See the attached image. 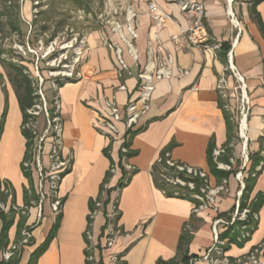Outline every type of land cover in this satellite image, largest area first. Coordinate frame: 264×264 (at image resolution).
Wrapping results in <instances>:
<instances>
[{"label": "crops", "instance_id": "0c3cea01", "mask_svg": "<svg viewBox=\"0 0 264 264\" xmlns=\"http://www.w3.org/2000/svg\"><path fill=\"white\" fill-rule=\"evenodd\" d=\"M155 2L159 10L169 16L161 29H156L148 15V3ZM255 0H232L230 9L240 23L236 36L227 15V0H201L204 7V23L211 39L221 45H228L233 65L243 77L251 100L252 110L248 121L250 153L260 149V135L264 118V38L251 18ZM130 7L137 15L132 39L123 27L122 37L131 41L138 61L133 62L125 42L119 35L106 31V26L86 34L87 52L78 70L79 80L67 83L58 90L60 118L62 121V156L71 159L69 173L59 182L57 197L63 200L59 229L47 250L36 264H84V233L89 214V200H95L109 160L104 149L110 146V157L117 164L119 144L112 143L94 129L96 113L92 102L97 98L114 97L121 107L138 96V73L148 62L158 56L170 55L173 59L172 78L157 81L151 98L149 112L142 118L130 142L134 156L129 164L136 170L128 184L118 193L117 212L120 214L117 226L123 231L110 249L97 252L96 258L109 264L112 255H121L125 264H156L158 260L169 261L176 257L179 238L186 224L191 241L187 256L192 259L201 256L212 245V210L193 213L194 204L185 199L167 198L156 188L151 176V167L161 154L167 151L171 160L207 173L212 185L217 181L210 173L208 150L212 146L221 148L227 142L226 124L220 103H224L216 92V82L226 67V60L219 50L213 52L200 48L175 49L170 43L171 35L188 26L191 16L183 15L172 0H130ZM125 8V10L127 9ZM255 11L264 25V0L256 4ZM125 12V11H124ZM124 26L125 16L118 21ZM158 32L159 43L153 41ZM236 37V40H234ZM149 42H152L149 44ZM114 45L123 53L128 71L118 76ZM187 71L179 75L177 69ZM229 103L234 107L236 94L234 80L227 77ZM124 86V91L118 88ZM8 109L0 137V182L10 185L14 202L18 208L25 205L24 190L27 180L21 171L25 153V139L21 133L22 116L15 93L6 88ZM4 108V94L0 82V118ZM234 156L238 146L234 145ZM35 194L36 177L32 173ZM121 172L117 169L109 180L108 188L116 187ZM228 180V194L217 199L216 206L222 215L233 207L236 183ZM264 192V167L257 178L248 200L252 205L256 195ZM1 193V192H0ZM114 193H111V199ZM50 201L41 205V220L31 230V242L26 246L18 264H27L30 255L45 241L56 215L50 210ZM111 212V207H106ZM258 222L249 241L243 244L230 243L225 256L231 264L244 259L257 246L264 244V204L258 210ZM36 209L30 208L26 225L34 220ZM21 218L14 215V222L7 233L6 243H17L22 230L18 224ZM105 223L102 213L93 219L91 235L93 243L100 242L101 228ZM25 225V226H26ZM23 229V228H22ZM190 259L187 264H190ZM194 264H210L197 261ZM244 264H249L245 262ZM257 264H264V247Z\"/></svg>", "mask_w": 264, "mask_h": 264}, {"label": "built area", "instance_id": "2783aa9c", "mask_svg": "<svg viewBox=\"0 0 264 264\" xmlns=\"http://www.w3.org/2000/svg\"><path fill=\"white\" fill-rule=\"evenodd\" d=\"M177 5L178 9L183 15L191 16L188 26L182 28L179 33L171 35L170 43L178 50H187L191 48H200L211 50L213 52L220 50V45L214 42L209 36L204 23V7L201 0H172ZM232 0H227V15L232 24L233 30L236 31V36L240 32V23L235 15L230 11V4ZM148 15L153 21L155 28L161 29L165 22L170 19L169 16L163 14L155 2L148 3ZM124 26L116 20L108 21L106 31L112 34L119 35L125 42L129 55L134 63L137 64L138 57L131 41L125 40L122 37L123 27L130 34L132 39H136L137 35L134 30V23L137 20V15L134 11L127 7L124 13ZM236 40V37L235 39ZM158 44V32L153 34V41ZM152 42H149L152 43ZM77 44L73 53V63L68 73L58 78L61 82L77 81L81 77L78 68L85 59L87 52L86 36H79L75 38ZM116 63L118 68V76L128 71V66L123 58V53L118 45H114ZM173 59L170 55L166 57L158 56L152 62L144 65L138 73V96L136 100L130 101L125 106L121 107L117 104L114 97L97 98L92 102V108L96 113L94 123L95 131L106 138L110 144H119L120 161L123 168L128 175L134 170L129 164L128 153L130 151V142L134 132L140 125L142 118L149 112L151 105V98L155 89L157 81L168 80L172 78ZM37 68V67H36ZM68 69V68H67ZM179 75L187 74V71L177 69ZM231 75L235 82L234 92L236 94L234 107L229 103L230 87L228 86L227 77ZM57 79L51 81V91L53 92L51 104H49L42 92V85L44 80L38 79V104L35 105L28 113L36 118L34 123L27 125L30 129L31 135L35 140V147L33 158L29 162L23 163L25 171L30 170L36 177V190L39 196V204L35 208L36 214L33 222L29 226L34 227L41 220V205L46 199L50 201V210L54 215L61 212V199L57 197V188L60 182V176L71 167V159L63 158L62 149V121L60 118V102L58 97L59 86ZM119 91H124L125 87L120 86ZM216 92L219 98L224 102L223 109L228 112L235 124L237 131V139L240 145V168L233 174V169L236 165V157L229 159V163H221L219 159L225 154V149L219 148L213 151V161L216 168L220 171L230 172L231 177L236 182V194L234 201V208L232 212L226 215L220 214L216 202L218 198H223L228 194V180L223 179L219 184L212 185L210 177L207 173L196 168L183 165L171 160L169 153H165V165L168 168H173L176 173L182 174L184 178L180 177H166L162 176L166 183L183 189L184 192L197 202L194 205L193 213L212 210L215 213V218L212 221V245L205 250L201 256H196L190 259V264L197 261H206L210 264H231V261L225 256L226 247L230 244L243 243L251 237L255 224L258 222V213L254 212L250 204L243 200L246 184L244 175L251 167L250 153L248 150V121L252 110V104L247 92V87L243 77L236 70L233 65L232 53H226V67L222 74L217 78ZM43 116V127L40 128V123L37 118ZM260 140L264 148V118L263 127L261 129ZM235 145V144H234ZM232 145V147L234 146ZM260 156L264 157V149L260 151ZM160 158L157 162H160ZM116 165V164H115ZM249 166V167H248ZM263 166L260 162L255 168V172L259 171ZM249 168V169H247ZM117 166L110 169L113 173L117 170ZM163 172V171H162ZM255 172L251 175L255 176ZM199 182L197 188L196 182ZM108 189V185L105 186ZM114 194L119 193V188L115 187ZM0 192L7 195L5 202H0V264H9L14 259H19L23 249L31 242V232L29 227H24L20 234V240L17 243H6L2 240V215H10L14 213L17 217H26L30 215V208H18L12 204V197L9 190H6L3 183L0 182ZM163 193V192H162ZM175 195L178 192L174 193ZM105 199V196H104ZM116 202L114 201V204ZM35 204L32 203V206ZM104 210L103 202L95 204V211L90 215L93 219ZM102 211V212H101ZM117 215L114 205L108 216L110 219ZM30 227V228H31ZM117 226L116 231L113 230V225L109 224L102 235V245L105 249H110L114 245L115 239L121 235ZM87 241L91 243L90 246L85 244V259L84 264H99L96 258L98 250L97 244L93 243L91 233L86 232ZM264 244L257 246L244 259H238L234 264H257L259 256L261 255ZM118 255H112L109 264H119Z\"/></svg>", "mask_w": 264, "mask_h": 264}, {"label": "trees", "instance_id": "16d2710c", "mask_svg": "<svg viewBox=\"0 0 264 264\" xmlns=\"http://www.w3.org/2000/svg\"><path fill=\"white\" fill-rule=\"evenodd\" d=\"M262 0H255L253 2V7L251 9V18L254 20L256 23L262 37L264 38V25L259 17V14L255 11V6ZM24 0H0V33H2L4 30L8 32L10 35H16L19 38V42L21 45L25 46V44L30 43V38L26 36L25 33H23L22 26L24 25V21L21 18V9H22V4ZM228 45L223 43L221 45L220 51L223 53V56L225 57L226 60V53L228 51ZM2 50H0V56L2 54ZM25 55L29 58V61L31 65L35 64V67H37L38 71L42 72L43 69L40 67V64H43V61L36 59L35 55L29 53L28 51H25ZM19 61H25V59L21 56H19ZM10 68L14 71V77L10 79L11 84L14 86V93L18 101L19 109L21 112L22 116V121H21V133L25 139V153L23 156V161L21 163V171L23 173L24 178L27 180L28 183V189L24 190V200H25V205L23 208H31L32 203H37L39 198L35 194L34 186H33V179H32V173L30 170L25 171L23 168V163L24 162H29L33 158V153H34V147H35V140L31 135L30 129L26 128L27 125H30L31 123H34L36 121V118L31 116L28 111L31 110L35 105L38 104V95H37V90H38V79L34 78L31 79V77L28 75V73H24L23 67H18L14 64L10 65ZM0 80H1V75H0ZM46 82V80H44ZM57 85L59 88H61L63 85L67 83H73L75 81H66V82H61L60 80H56ZM2 92L4 94V108L3 112L1 114L0 118V137L3 131V125L4 121L6 118L7 114V109H8V103H7V95H6V90L4 86H2ZM224 103H220L219 107L222 109L225 124H226V131H227V142L221 147L225 149V154L220 157L219 162L221 163H229V159L233 156L234 149L232 145H234V141L237 140V131L235 124L231 120L232 116L226 112L223 109ZM40 123V128L43 127V121L44 118L43 116H40L37 118ZM263 144L262 141L260 140V149L257 153H250V160H251V167L249 170V175L248 178L245 180L246 184V189H245V194H244V199L248 200L250 193L252 192L255 182L259 175L261 174V171L264 167V157L260 156V151H262ZM213 151L214 148L211 146L208 150V166L210 173L215 177L217 181H222L223 179L227 178L229 176V172L225 171H220L216 168V164L213 161ZM165 153H168L167 151L163 152L161 156L159 157L161 160L160 162H156L150 170L151 176L153 178V181L155 183V186L157 189H159L161 192H163V195L167 198H178V199H185L193 203L194 205H197V202L192 199L189 194L183 191V189H180L178 187H174L168 183L165 182V180L162 178V176L166 177H180L184 178L182 174L176 173V171L173 168H168L165 165V158L164 155ZM104 155L107 157L109 160V169L105 173V176L101 182L100 188L98 195L95 200H89L88 203V208H89V214L87 216V226L85 233H91L92 231V225H93V218L90 216L94 211H95V204L98 202H103L104 210H103V215L105 218V223L103 227L101 228V234H100V242L97 244L96 249L98 250L99 253H102V251L105 249L102 245V235L104 231L107 229L109 224L113 225V230L116 231L117 228V223L120 218V214L117 212V207H118V197L114 200L116 203L114 204L115 211L117 212V215L110 219L108 216V213L106 212V207L109 205L111 201V193H113L116 189L114 188H105L106 185H108L110 178L112 177V173L110 172V169H113L115 166L120 170L121 172V177L116 185V187L119 188L120 190L125 187L128 182L130 181L131 177L136 173V170L134 169L129 175L128 172H126L123 168V165L121 164L120 161V154H119V161L115 165V163L112 161L110 157V146H108L106 149H104ZM134 156V153L129 151L128 157L131 158ZM262 162L263 166L262 168L255 172V168L258 166V164ZM70 170V169H69ZM69 170H67L65 173H63L60 176V179H62L66 174L69 173ZM163 171V172H162ZM255 172V176L252 177L251 175ZM4 187L6 190H9L11 197H12V204L14 205V194L13 191L10 187L9 184L3 183ZM197 188L199 187V182H196ZM178 192L177 195L174 193ZM105 196V199H104ZM7 199V195H4L3 193H0V202H5ZM63 203V200H61V204ZM264 204V192L263 193H258L252 202L251 209L254 212H258V210L261 208V206ZM14 213H11L10 215H2V230H1V237L3 241L7 240V233L10 230V228L13 225V220H14ZM22 218L18 224L19 230H22L23 224L25 222L24 217ZM60 218H61V212L56 216L55 223L50 229V232L48 236L46 237L45 241L30 255L29 261L27 264H36L40 256L47 250L49 244L51 241L55 238L57 231L59 229V224H60ZM257 223L255 224L254 230L256 228ZM34 227L29 228L28 230L31 232V230ZM121 235H123V231L121 228H118ZM253 230V231H254ZM84 233V240L85 244L90 246L91 243L87 241V238ZM250 239V238H249ZM249 239L245 240L243 243L249 241ZM191 241V235L190 231L187 229V225L185 224L183 226L178 246H177V254L176 257L172 260L169 261H163V260H158L156 264H187L189 261V257L187 256L188 252V246ZM243 243H239L243 244ZM118 258L120 260L121 255H118ZM195 258V257H193ZM19 259H14L11 261L9 264H18ZM99 264H103L102 261H99ZM119 264H125L124 262H120Z\"/></svg>", "mask_w": 264, "mask_h": 264}, {"label": "rangeland", "instance_id": "374dc122", "mask_svg": "<svg viewBox=\"0 0 264 264\" xmlns=\"http://www.w3.org/2000/svg\"><path fill=\"white\" fill-rule=\"evenodd\" d=\"M129 1L24 0L21 9V18L24 21L22 30L27 38H30V43L23 46L16 35H10L6 30L0 33V50L3 51L0 56L1 85L5 89L8 88L14 92V86L10 82V79L14 77V71L10 68V65L23 67L24 73H28L31 79L34 77L46 80V82H43L42 92L47 102L51 104L53 96V92L50 90L51 81L62 77L70 70L74 60V49L77 46L75 38L78 35L86 36L92 31L101 29L108 21H119L124 15ZM25 51L35 55L36 59L39 58L43 61V64H40L43 69L42 72L38 71L35 64L31 65L30 62H27L29 58L25 55ZM19 56L23 57L25 61L20 62ZM234 144L238 146V154L235 156L237 162L233 174L238 171L241 164V148L238 139L234 141ZM249 149H251V145L250 148L248 145ZM249 170L244 175L245 180L248 178ZM236 191L233 195V207L230 212L234 208ZM116 198L117 194H114L109 203L111 210ZM34 204L32 207L36 208L39 200ZM24 219L27 220L26 217ZM26 222H24L23 228L28 225H26ZM27 227L30 228L31 226L28 225Z\"/></svg>", "mask_w": 264, "mask_h": 264}, {"label": "bare ground", "instance_id": "6f19581e", "mask_svg": "<svg viewBox=\"0 0 264 264\" xmlns=\"http://www.w3.org/2000/svg\"><path fill=\"white\" fill-rule=\"evenodd\" d=\"M229 1H231V0H229ZM231 11V10H230Z\"/></svg>", "mask_w": 264, "mask_h": 264}]
</instances>
